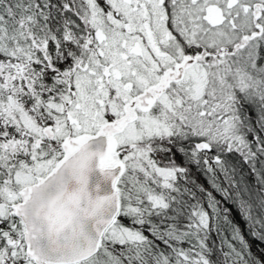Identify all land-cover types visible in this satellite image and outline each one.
<instances>
[{"label":"snow or ice","instance_id":"obj_1","mask_svg":"<svg viewBox=\"0 0 264 264\" xmlns=\"http://www.w3.org/2000/svg\"><path fill=\"white\" fill-rule=\"evenodd\" d=\"M0 264H264V0H0Z\"/></svg>","mask_w":264,"mask_h":264},{"label":"trees","instance_id":"obj_2","mask_svg":"<svg viewBox=\"0 0 264 264\" xmlns=\"http://www.w3.org/2000/svg\"><path fill=\"white\" fill-rule=\"evenodd\" d=\"M255 247H256V246H255V242H254V250H255Z\"/></svg>","mask_w":264,"mask_h":264}]
</instances>
